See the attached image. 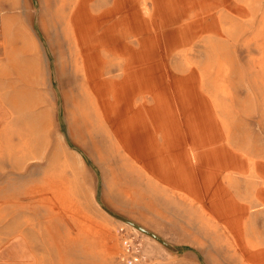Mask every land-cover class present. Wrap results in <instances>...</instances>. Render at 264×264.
Returning a JSON list of instances; mask_svg holds the SVG:
<instances>
[{
    "label": "rangeland",
    "instance_id": "obj_1",
    "mask_svg": "<svg viewBox=\"0 0 264 264\" xmlns=\"http://www.w3.org/2000/svg\"><path fill=\"white\" fill-rule=\"evenodd\" d=\"M97 3L0 0V64L17 63V56L8 60L6 54H20V66H0V264H118L129 234L142 242V264H264V203L256 196L264 190V0H239L245 16L228 13L220 35L177 46L172 55L161 50L163 65L153 58L171 87V123L178 125L167 134L150 122L145 132L153 131L161 149L166 134L175 143L161 151L168 162L162 176L147 165L160 160L140 158L141 144L131 137L126 147L114 134L104 110L113 94L90 89L96 110L87 97L70 18L79 4L93 16ZM137 3L153 36L155 5ZM128 10L120 5L110 18L112 33L134 25ZM5 16L15 20L3 22ZM177 25L164 23L154 32ZM134 35L125 42L138 51ZM108 50L98 48L99 66L112 68L106 76L119 80L128 57ZM190 71L198 103L184 106L176 102L172 75ZM160 73L152 79L156 90ZM155 97L134 95L129 105L149 107ZM221 149L246 160L243 170L224 168ZM246 205L238 234L231 225Z\"/></svg>",
    "mask_w": 264,
    "mask_h": 264
},
{
    "label": "crops",
    "instance_id": "obj_2",
    "mask_svg": "<svg viewBox=\"0 0 264 264\" xmlns=\"http://www.w3.org/2000/svg\"><path fill=\"white\" fill-rule=\"evenodd\" d=\"M96 1L98 3L94 9V13H92L93 16L85 13L83 10L84 6L79 4L76 5L70 18L75 28V46L80 49L81 60L86 67L83 85L88 95L87 97H89L94 107L90 89L94 90L95 94L98 95L113 94L114 99L112 103L105 102L104 110L112 120L114 134L126 147H129L128 140L131 137L139 145L141 144L142 147L140 146L136 149L140 158L146 160L148 158H155L160 160L159 162H148L147 165L155 170L156 175L162 176L168 162L164 157L162 158L161 151L164 149L169 152L175 146L174 141L166 135L177 129L178 125L175 128L173 127V123H171V117L174 116V112L170 103L172 100L170 98L167 100V90L170 86L166 83V75L161 72L159 64L157 66L153 65V58L156 60L157 57L158 60H162L161 64L163 65L164 51L170 54L177 46L190 45L195 39L203 36H205L207 41L214 39L212 35L221 34L219 30V27L222 25L221 23L223 21H230L228 13L233 12L237 16L243 17L246 14V9L239 3V0L238 2L237 0H179V3L175 5L173 4V0H151L152 4L155 5L154 12L156 14L154 17L148 14L150 16L149 23L152 28H162L164 27V23L165 26L180 23V25L174 26L168 31L162 29L159 33L160 36L153 29L152 36L151 32H149V24L146 20L142 19L137 10V0H110L112 7H106L105 5L101 7L100 0ZM106 1L104 0V2ZM123 4L129 6L128 12L130 13L128 15L131 19L130 22L134 23V25L118 29L117 32L113 28L114 33H116L114 34L110 31L111 28L108 26V21L118 12L116 11L118 7ZM183 16H187L188 19H185L181 23L184 20L181 21ZM3 19V22H13L15 20L11 16H5ZM231 20L234 21V19ZM127 22L129 25V21ZM119 25L124 26V23L120 22ZM99 30L100 33H98ZM129 33H135L134 36H136V41L139 42L140 50L134 51L129 49L130 45L125 42L126 36ZM4 35L5 32L0 31V38ZM258 37L260 38L261 36L259 35ZM253 38H257V36L254 35ZM181 39L187 41L182 42ZM100 47L110 49L108 50L109 53L112 52L115 56L125 54L128 57L126 67L121 72L119 80L115 77L106 76V74L112 71V68L99 66V63L102 62L98 52V48ZM6 55L8 60H14V56H17L18 62H3L0 66H20L19 52L16 55L14 53H7ZM158 71L159 73L161 72L159 74L160 88L156 90L152 79L156 77V72ZM172 79L176 88V102L184 106L186 105V101L192 100L193 102L195 100L198 103L197 92H195L196 73L194 71H190L186 76L182 77L172 75ZM146 92L156 96L153 99L155 103L149 107L142 105V107L133 110L131 105H129L131 102L130 98L134 95L140 96V94H145ZM128 94L129 98H126ZM146 102V100H143L141 104H145ZM94 110H96V107H94ZM148 113L150 115L149 119L147 117ZM150 122L155 126V131L160 130L163 133H167L165 139H163L165 143L162 149L155 143L152 136L153 131L149 132V134L145 133L148 132L147 129H149ZM87 126H89V123L85 122V127ZM188 129L190 130V128ZM215 151L212 153H215ZM219 152H221V155L223 154L220 164L224 168L237 169L238 171L243 170L246 160L233 156L230 153L226 154L227 152L224 153L222 149ZM181 153L182 155L180 154V156L186 155V152L181 151ZM169 155L168 153V158ZM254 161L251 163H256ZM256 196L258 201L264 203V190L259 189L256 192ZM246 208L247 205L237 213L239 217L236 218L238 220L234 221L236 225L234 223L231 225V228H235L236 226L238 234L241 233L239 220L243 217L244 209Z\"/></svg>",
    "mask_w": 264,
    "mask_h": 264
},
{
    "label": "built area",
    "instance_id": "obj_3",
    "mask_svg": "<svg viewBox=\"0 0 264 264\" xmlns=\"http://www.w3.org/2000/svg\"><path fill=\"white\" fill-rule=\"evenodd\" d=\"M122 246L123 254L119 255L118 264H142L145 255L139 237L134 234L124 235Z\"/></svg>",
    "mask_w": 264,
    "mask_h": 264
},
{
    "label": "water",
    "instance_id": "obj_4",
    "mask_svg": "<svg viewBox=\"0 0 264 264\" xmlns=\"http://www.w3.org/2000/svg\"><path fill=\"white\" fill-rule=\"evenodd\" d=\"M122 220L126 221L127 223L131 224L132 226H134L135 228H137L138 230H140L141 232L151 236L152 238H154L155 240H157L158 242H160L162 245L166 246L169 249H173L172 246L170 244H168L166 241H164L162 238L158 237L157 235H155L154 233L146 230L145 228L127 220L124 218H121Z\"/></svg>",
    "mask_w": 264,
    "mask_h": 264
},
{
    "label": "bare ground",
    "instance_id": "obj_5",
    "mask_svg": "<svg viewBox=\"0 0 264 264\" xmlns=\"http://www.w3.org/2000/svg\"><path fill=\"white\" fill-rule=\"evenodd\" d=\"M181 41H182V42H185V41H187V40H185V39H181Z\"/></svg>",
    "mask_w": 264,
    "mask_h": 264
}]
</instances>
